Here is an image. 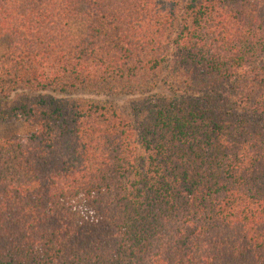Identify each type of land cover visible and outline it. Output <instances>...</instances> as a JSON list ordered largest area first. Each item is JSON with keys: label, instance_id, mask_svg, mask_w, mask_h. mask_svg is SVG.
I'll return each instance as SVG.
<instances>
[{"label": "trees", "instance_id": "trees-1", "mask_svg": "<svg viewBox=\"0 0 264 264\" xmlns=\"http://www.w3.org/2000/svg\"><path fill=\"white\" fill-rule=\"evenodd\" d=\"M3 38L0 264H264V0H0Z\"/></svg>", "mask_w": 264, "mask_h": 264}, {"label": "rangeland", "instance_id": "rangeland-1", "mask_svg": "<svg viewBox=\"0 0 264 264\" xmlns=\"http://www.w3.org/2000/svg\"><path fill=\"white\" fill-rule=\"evenodd\" d=\"M9 46L7 38L0 39V56H2ZM124 100H121V102ZM32 132V129L22 122L17 123H0V138H6L12 134H18L22 137L28 136Z\"/></svg>", "mask_w": 264, "mask_h": 264}]
</instances>
